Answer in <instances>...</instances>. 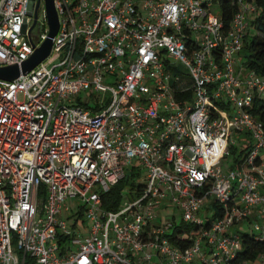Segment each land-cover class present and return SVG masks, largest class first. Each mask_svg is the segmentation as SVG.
Returning a JSON list of instances; mask_svg holds the SVG:
<instances>
[{"label":"built area","instance_id":"built-area-1","mask_svg":"<svg viewBox=\"0 0 264 264\" xmlns=\"http://www.w3.org/2000/svg\"><path fill=\"white\" fill-rule=\"evenodd\" d=\"M222 1L54 0L50 55L0 79V264H234L243 232L264 242V125L248 111L264 76L241 57L258 7L228 0L227 27ZM41 3L0 0V68L47 40ZM241 134L249 151L225 166ZM132 171L119 210H105ZM70 199L84 202V239L62 217ZM181 225L192 232L176 243Z\"/></svg>","mask_w":264,"mask_h":264},{"label":"trees","instance_id":"trees-1","mask_svg":"<svg viewBox=\"0 0 264 264\" xmlns=\"http://www.w3.org/2000/svg\"><path fill=\"white\" fill-rule=\"evenodd\" d=\"M255 3L258 7V12L253 17L250 27L251 30H256L257 34L251 35L250 32V34L247 35L244 40L241 57L247 72H254L259 76H264V0H255ZM237 10V5H232L228 0L222 1L221 17L225 26L228 27L230 25L233 15ZM248 111L256 120L264 125V99L256 98ZM241 150V156L245 155L249 151V146L244 148L242 146ZM236 162H240L239 158L236 159ZM137 177L138 174H135L133 171L130 172L123 180L114 185L108 193L102 195V207L107 211H118L122 201L123 191L128 186L133 188L134 181ZM83 209L84 208H81V212ZM80 215H82V213H80ZM185 228H188L189 232H192L191 228L186 225L177 227L172 236L176 243L183 231L182 229ZM63 242H65V239H63ZM243 245L244 249L239 252L234 264H242L249 260L254 261L259 254L264 252V242L259 240L258 235L255 233H250L248 231L243 232Z\"/></svg>","mask_w":264,"mask_h":264},{"label":"rangeland","instance_id":"rangeland-1","mask_svg":"<svg viewBox=\"0 0 264 264\" xmlns=\"http://www.w3.org/2000/svg\"><path fill=\"white\" fill-rule=\"evenodd\" d=\"M44 11H45V0H42L41 3V10H40V14H41V21H43V16H44ZM214 12L216 13L217 16H219L221 14V10L218 7H215ZM39 32L41 33H45L47 31V26L44 25H40ZM253 34H257L256 30L252 29L251 30V35ZM183 73L185 74H189L188 70L186 69H182ZM244 77V76H243ZM234 138L237 140L236 141V145L235 147H233L231 149V155L229 157H227L226 162H225V166H230L232 167L234 164V161L236 159H238L241 156V149H242V144L246 143V141H248L247 135L246 134H241L240 136H235ZM235 151V152H234ZM262 158L264 159V152L262 153ZM144 177H141V179L138 180V183H144ZM130 187V186H128ZM127 187V188H128ZM134 196L129 197V199L135 200L137 198V196L135 194H133ZM68 206L70 207V211L69 212H64V214L62 215L63 219L67 221L68 226L71 230L75 231L76 236L79 239H84L85 237H87L88 232H89V223L88 221H86L85 219H81L77 224L75 223L77 219H79L80 216H76V214L78 212H80V208L84 205V202L78 200V199H70L67 202ZM167 212L169 213V216L167 217L168 220H172L173 215L176 216L175 220L177 222H181V216H180V211L176 210V209H169L167 210ZM203 218H212L213 216V212L212 211H206L203 210ZM74 215V216H73ZM85 221V222H84ZM76 224V225H75ZM246 230H251V228H246Z\"/></svg>","mask_w":264,"mask_h":264},{"label":"water","instance_id":"water-1","mask_svg":"<svg viewBox=\"0 0 264 264\" xmlns=\"http://www.w3.org/2000/svg\"><path fill=\"white\" fill-rule=\"evenodd\" d=\"M48 20L50 24V34L45 43L37 49L33 55L26 61L18 63L13 66L0 68V79L13 81L20 77V75H26L43 62L51 53L53 41L59 30V16L54 4V0H45Z\"/></svg>","mask_w":264,"mask_h":264}]
</instances>
